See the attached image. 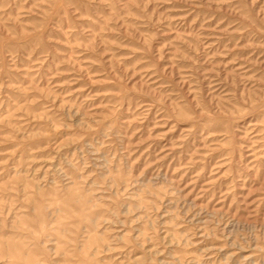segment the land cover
<instances>
[{"label":"rangeland","instance_id":"374dc122","mask_svg":"<svg viewBox=\"0 0 264 264\" xmlns=\"http://www.w3.org/2000/svg\"><path fill=\"white\" fill-rule=\"evenodd\" d=\"M0 264H264V0H0Z\"/></svg>","mask_w":264,"mask_h":264}]
</instances>
